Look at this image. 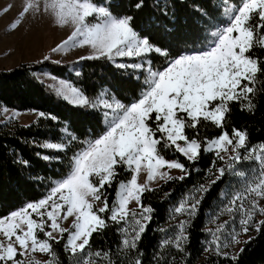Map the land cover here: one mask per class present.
I'll return each instance as SVG.
<instances>
[{
	"label": "snow or ice",
	"instance_id": "snow-or-ice-1",
	"mask_svg": "<svg viewBox=\"0 0 264 264\" xmlns=\"http://www.w3.org/2000/svg\"><path fill=\"white\" fill-rule=\"evenodd\" d=\"M141 6L136 4L137 8ZM198 11L208 16L207 10ZM29 13L47 15L55 26L72 28L68 38L53 51L87 46L91 54L81 60L106 59L118 69L139 70L146 75L139 96L127 104L114 97L109 102L104 96L93 101L73 84L59 82L55 91L65 101L104 109V128L81 142L71 158L68 174L54 182L46 197L0 216V264H41L36 253L46 254L47 264H60L53 242L64 240L66 233L64 251L75 258V264H99L100 260L115 264L108 252L88 251L93 234L107 228L108 221L122 225L118 229L121 251L126 255L136 252L132 264H142L138 243L154 211L143 204V195L154 190V182L173 180L171 170L183 173L175 178L179 180L189 174L183 163L167 159L162 149H174L193 163L202 152L213 153L225 167H215L216 160L213 161L215 171L209 169V184H215L226 172L246 178L244 190L233 194L221 209V214L239 212L244 234L257 213L264 216V206L259 203L264 200V144L250 146L246 132L235 127L231 134L226 130L230 104L240 103L251 111L256 82L259 75H264V59L254 53L255 48L264 49V0H234L223 8L226 23L211 32L199 49L183 52L154 45L134 29L133 17L118 16L95 0H26L11 29H16ZM152 53L165 58L163 66L152 67V61L146 59ZM123 58L140 62H117ZM207 123L221 131L216 137L201 139L198 129ZM188 129L197 130L191 138L186 134ZM65 132L69 144L78 141L67 129ZM42 147L67 150L64 143H45ZM42 159L50 161L52 157L44 155ZM242 161L259 165L250 179L235 167ZM120 169L129 172L130 178L117 181ZM142 173L146 176L143 183L139 182ZM114 182L118 187L110 205L105 188ZM209 190L208 184L194 187L174 207L172 218L186 219L178 220L174 237L165 240L162 248L174 246L177 251H184L187 227ZM133 201L137 208L129 209ZM70 218V227H64ZM227 223L217 224L215 231L209 230L211 240L206 251L227 257L224 249L240 242L235 230L230 233V241L222 240ZM258 224L264 225V220ZM256 230H260L258 226Z\"/></svg>",
	"mask_w": 264,
	"mask_h": 264
},
{
	"label": "trees",
	"instance_id": "trees-1",
	"mask_svg": "<svg viewBox=\"0 0 264 264\" xmlns=\"http://www.w3.org/2000/svg\"><path fill=\"white\" fill-rule=\"evenodd\" d=\"M96 3L108 6L118 15L133 17L132 25L142 36L148 37L156 46L172 52L199 49L211 32L226 23L223 8L234 0H95ZM238 2V0H237ZM140 3V8L136 4ZM198 9H205L208 16H202ZM256 56L264 59V49L255 48ZM146 59L152 61V67L163 66L165 58L158 54H149ZM119 63L140 62L128 58L118 59ZM48 73L52 77L69 82L81 89L91 100L96 101L104 96L111 102L112 97L121 103H129L136 99L143 89L144 73L139 70L118 69L106 59L76 60L61 63L48 59L22 63L7 70H0V106L17 112H34L37 116L28 124L13 126L0 125V216L29 202L46 197L54 182L67 175L71 167V158L81 147V142L98 135L104 128V109L90 106H75L59 97L49 86L41 82L39 74ZM79 73V75H77ZM139 77V79H138ZM253 108L249 111L243 104L232 102L230 113L226 117V130L231 134L232 128L246 132L250 146L264 144V75H259L256 91L252 97ZM44 113L45 116H39ZM55 117L56 119H52ZM79 139L68 143L65 132ZM197 130L188 129L186 134L191 138ZM201 139L219 135L221 129L207 123L200 126ZM45 143H64L66 151H56L42 147ZM163 155L169 160H179L189 170L183 180L173 179L162 182L146 192L142 197L145 206L154 209L152 219L138 243V253L142 264H198L208 244L209 226L225 225L227 234L238 229L239 212L221 214V209L236 192L244 190L245 177L231 172L215 184H209L212 178L213 153L202 152L198 160L188 161L174 149H162ZM52 157L45 161L42 156ZM27 161V164L22 163ZM215 167H225L224 162L216 160ZM237 170L247 174L250 179L259 165L252 161H242L235 166ZM117 181L130 178V173L119 170ZM201 184H208L210 190L204 195L198 212L187 227L188 240L183 245L184 251L179 252L174 246L161 247L165 240L175 235L179 216L172 218V210L186 198L189 193ZM118 183L105 188L109 204L116 197ZM107 213L104 214L107 217ZM235 215V219H233ZM264 220V217L263 219ZM117 225L108 221V227L94 233L88 251L110 253L115 264H132L137 257L136 252L124 254L121 251V234ZM251 237L233 259L222 255H212L203 264H264V225ZM42 236V234H41ZM65 239L53 242L60 264H75V258L64 251ZM49 259V257L47 256ZM48 262V260H47ZM47 264V263H41ZM99 264H107L100 260Z\"/></svg>",
	"mask_w": 264,
	"mask_h": 264
},
{
	"label": "rangeland",
	"instance_id": "rangeland-1",
	"mask_svg": "<svg viewBox=\"0 0 264 264\" xmlns=\"http://www.w3.org/2000/svg\"><path fill=\"white\" fill-rule=\"evenodd\" d=\"M26 0H0V70H7L16 67L22 63L34 62L48 57L55 62L67 63L79 60L82 56L91 54V49L87 46L84 48L74 47L65 48L61 51H53L71 34L72 28L70 26L57 27L53 24L52 19L47 15L39 13H29L25 16L16 29H11L10 25L19 18V14ZM10 7V10L5 12L4 9ZM38 78L55 91L59 86L58 80L48 73L38 75ZM56 92V91H55ZM110 102V101H109ZM37 115L34 112H17L0 106V125L13 126L15 124H28ZM242 151V155L246 153ZM167 171V169H165ZM170 175L174 178L183 175L179 170H171ZM146 179L145 174H141L139 182L143 183ZM165 181H156L151 187L155 188ZM261 206H264V200L259 201ZM137 205L133 201L129 204V209H136ZM264 216L257 213L254 217L253 224L250 226L247 234L241 231L240 222L238 229L235 231L239 233L238 244H230L228 248L224 249L228 253V257H236L242 246L256 234V227L259 226L258 222ZM71 218L64 223V227H70ZM217 226H209L208 244L211 236L209 230L215 231ZM232 233V232H230ZM230 233L222 234V240L228 242L231 239ZM36 259L41 263H47V255L36 253ZM216 255L214 251H206L198 264H203L207 257Z\"/></svg>",
	"mask_w": 264,
	"mask_h": 264
}]
</instances>
